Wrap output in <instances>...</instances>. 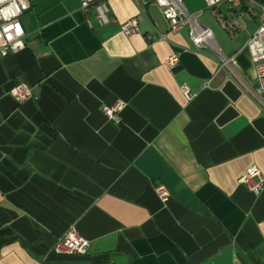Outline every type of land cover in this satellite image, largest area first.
Here are the masks:
<instances>
[{
    "label": "crops",
    "instance_id": "crops-1",
    "mask_svg": "<svg viewBox=\"0 0 264 264\" xmlns=\"http://www.w3.org/2000/svg\"><path fill=\"white\" fill-rule=\"evenodd\" d=\"M84 1L98 0H30L25 48L0 58V264H264V188L241 183L250 168L264 178V107L245 47L258 2L211 11L213 50L196 49L187 27L169 33L155 0H104V26ZM130 19L140 31L127 36ZM19 81L34 88L21 104L9 93ZM119 103L115 123L102 108ZM72 229L86 254L54 253Z\"/></svg>",
    "mask_w": 264,
    "mask_h": 264
},
{
    "label": "built area",
    "instance_id": "built-area-1",
    "mask_svg": "<svg viewBox=\"0 0 264 264\" xmlns=\"http://www.w3.org/2000/svg\"><path fill=\"white\" fill-rule=\"evenodd\" d=\"M242 0H204L206 9L216 12L217 7L226 4L230 8L240 7ZM252 2L256 0H250ZM155 4L162 10L164 19L169 23V33H177L183 28H188V37L196 49H201L209 45L215 50L213 35L210 29L199 23L192 14L184 7L181 0H155ZM260 5L259 26L250 36L245 47L250 54L254 64L256 82L258 84L259 100L264 107V0ZM92 8L94 18L99 26L110 23L108 18L109 8L104 0H98L93 3L84 1L81 3V10L86 13ZM31 9L30 0H4L0 3V10H5L8 18L0 14V58L9 54H15L25 48V31L21 23L23 15ZM15 13V14H13ZM89 27L93 28V23L87 19ZM230 32L234 31V25L226 27ZM120 30L125 35H131L140 31L137 19H130L120 25ZM167 34L158 35L159 40H166ZM179 63L176 55H171L165 60V65L172 69ZM209 86V82L206 84ZM33 87L23 81L17 82L10 90L11 97L21 104L33 98ZM181 92L188 100L192 94L186 86L181 88ZM123 105L121 103L111 107L102 108L104 116L115 123L121 121L119 112ZM241 183L254 195L258 196L264 188V178L257 168H250L241 177ZM154 191L158 198L166 203L170 197L169 190L161 183L155 185ZM88 248V241L80 236L74 229L67 232L54 245L52 251L56 254L66 255H85Z\"/></svg>",
    "mask_w": 264,
    "mask_h": 264
},
{
    "label": "rangeland",
    "instance_id": "rangeland-1",
    "mask_svg": "<svg viewBox=\"0 0 264 264\" xmlns=\"http://www.w3.org/2000/svg\"><path fill=\"white\" fill-rule=\"evenodd\" d=\"M211 11L210 9H204L202 14H194L193 17L203 25H212L215 19L212 17Z\"/></svg>",
    "mask_w": 264,
    "mask_h": 264
},
{
    "label": "clouds",
    "instance_id": "clouds-1",
    "mask_svg": "<svg viewBox=\"0 0 264 264\" xmlns=\"http://www.w3.org/2000/svg\"><path fill=\"white\" fill-rule=\"evenodd\" d=\"M3 2H4V0H0V3H3ZM0 14H4V16H5V19H7V18H8V16H7V14H6L5 10H0ZM13 14H15V13H13Z\"/></svg>",
    "mask_w": 264,
    "mask_h": 264
},
{
    "label": "trees",
    "instance_id": "trees-1",
    "mask_svg": "<svg viewBox=\"0 0 264 264\" xmlns=\"http://www.w3.org/2000/svg\"><path fill=\"white\" fill-rule=\"evenodd\" d=\"M257 2H259V3H262L263 2V0H256Z\"/></svg>",
    "mask_w": 264,
    "mask_h": 264
}]
</instances>
